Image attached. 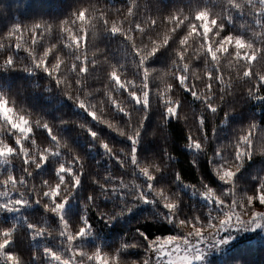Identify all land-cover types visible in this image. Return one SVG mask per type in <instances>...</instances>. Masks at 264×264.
Here are the masks:
<instances>
[{
    "label": "trees",
    "instance_id": "16d2710c",
    "mask_svg": "<svg viewBox=\"0 0 264 264\" xmlns=\"http://www.w3.org/2000/svg\"><path fill=\"white\" fill-rule=\"evenodd\" d=\"M205 2L206 0H137L139 5L137 15L129 18L124 15L127 0H0V61L8 51L11 52L14 60L13 65L0 67V94L7 98L9 106L14 107L17 112L31 114L34 119L43 117L57 125L56 130L83 157L86 164V171L80 177L81 183L74 192L69 206L70 211L67 218L73 223L79 222L81 216L85 215L83 204L88 194L98 190L97 185L89 180V176L99 177L105 172L112 175L131 176V172H126L116 160L105 155L104 149L95 143L82 125L86 126L89 123L100 136L107 137L117 146H126L128 143L126 138L109 132L103 125L90 122L75 98L80 97L90 108L94 107L95 112L110 117L111 112L108 109V99L104 91L106 85L111 88L107 79L108 72L115 68L121 74L114 77L118 84L121 83L122 76L129 83L135 82L137 88L142 87L140 77L137 75L138 61L132 55L133 45L143 54L162 46L166 42V37L173 41L172 46L163 53L162 59L151 61V66H156V68L149 66L146 70L152 82V110L148 113L146 128L141 142L137 145V155L140 159H155L162 155L164 149H167L172 158L168 161V170L164 171L161 177L162 182L167 183L172 191L180 193L179 212L188 216L193 212L204 214L209 207L207 203L201 201L200 195L186 185L197 184L199 187V180L207 178L212 187H221V182L209 168L207 158L216 146L227 142L239 128L250 121L264 126V100H253L243 93L248 82L239 78V74L243 72L242 62L233 59L230 64L224 58H222V63L226 73L232 77V95L225 96L217 114L204 120V127L209 130L205 151L194 152L186 147L184 127H191L195 132L193 107L198 109L199 105L192 104L190 97H184L182 90L174 89L172 96L183 102L182 114L187 119V125L175 119L167 121L166 124L161 123L162 94L169 85L175 83V78L180 75V69H184L185 64L189 65V69H184L188 73V84L191 86L195 77V91L201 92L205 90L204 86L207 83V80L203 78L205 69L211 67L212 62L208 61L203 53L199 54V60L195 59L201 47L198 38H192L184 47H181L179 40L183 33L177 35L171 30L173 26L163 19L158 20L156 26L153 27L145 17L149 14L156 15L158 10L167 12L175 8H183L187 13L193 3L204 4ZM207 2L212 4L211 6L218 13L226 5V0H214V2L207 0ZM78 7L89 9L92 13L91 19L86 20L84 14L81 13L79 21L73 22L70 13ZM105 17L108 22L107 26L122 27L125 32H128L131 27L132 31L128 32L131 40L109 34L106 31ZM62 19L68 20L65 28H53L52 31L44 32L39 37L31 29L33 23L41 20L56 24ZM200 19L203 25L208 24L206 16ZM136 23L144 25V30L136 31ZM252 23L251 16L241 18L237 15L231 23L225 22V30L242 32L251 38L253 36ZM12 25L17 26L14 32L16 41L33 55H39L51 49L53 44L56 45L52 49L53 62H58L60 65L62 84L57 85L54 72L50 75L49 70H41L43 69L42 64L40 69L33 68L31 72L25 70L31 66L29 55L24 50H9L8 41L2 35ZM82 28L88 32L86 48L83 44ZM78 36L79 41H77ZM33 39L39 41L38 47H33ZM178 53H183V56ZM85 57L88 60L89 74L86 84L78 86L79 68L74 70V65L82 64ZM93 61L95 67H93ZM144 90L147 91L146 87ZM215 90L214 83L213 91ZM112 91L115 95L114 89ZM219 97L220 93L217 92L216 99L219 100ZM119 98L124 99L122 96ZM225 108H232L227 117L224 115ZM35 135L37 143L41 147L45 146L47 136L44 130L37 129ZM0 139L12 142L11 133L2 121H0ZM258 143L264 146V138H261ZM226 151L230 152V149ZM61 154L68 155L66 151H62ZM59 162V156H53L48 159L45 166L35 168L31 176L32 182L38 184L42 179H54ZM7 165L13 173L22 174L23 160L9 161ZM172 169L180 174L184 184L179 181L172 183L175 178ZM3 170L4 165L0 164V171ZM260 175H264V155L246 159L235 175L234 191L245 206L249 197L257 195V190L254 192L253 188L256 183L254 178ZM139 180L142 178H138V182ZM121 207L119 195L101 196L96 199L95 206L87 210L91 231L75 241L74 246L89 252L99 249L109 254H114L119 250L123 255L129 249L120 248V245L130 242L137 228L147 232L149 236L170 234L169 232L174 231V225L165 219L166 210L158 204L137 203L131 211L123 215H114L110 222L97 214L100 209L114 214V211ZM220 214L213 213L217 218ZM29 221L43 223L54 228L58 218L35 202L26 204L19 211L0 212V224H15L16 226L10 250L17 251L24 258L25 264H50L48 258L43 255L42 249L50 247L63 252L64 240L56 235L41 238L30 236V230L26 228ZM212 223L215 222L212 221ZM182 226L188 228L190 232L193 230L187 225ZM212 237V235L208 236L209 239ZM222 248L221 251H224L209 258L206 264H222L230 255L239 257L243 248L249 249L245 253L249 264H264V226L243 233ZM33 253H35V258ZM104 261L106 264H112L109 260ZM123 261L121 260L119 264ZM0 264H5V262L0 259ZM231 264H244V260L233 259Z\"/></svg>",
    "mask_w": 264,
    "mask_h": 264
},
{
    "label": "snow or ice",
    "instance_id": "6c2138e0",
    "mask_svg": "<svg viewBox=\"0 0 264 264\" xmlns=\"http://www.w3.org/2000/svg\"><path fill=\"white\" fill-rule=\"evenodd\" d=\"M211 5L206 0L204 4L193 3L187 13L183 8H175L167 12L158 10L156 15L149 14L145 17L146 21H149L153 27L156 26L158 20L163 19L173 26L171 30L177 35L183 33L179 40L181 47H184L192 38H198L201 48L195 59L199 60V54L203 53L206 59L212 62V66L205 69L203 78L207 80V83L204 86V91H195V77L189 86L188 73L184 71V69H189V65L185 64L184 69H180L179 77L175 78V83L169 85L162 94V124L175 119L187 125V119L182 114L183 102L179 98L174 99L172 96L174 89L182 90L184 97H190L192 104L199 105L198 109L193 107L195 132L191 127H184L186 130V147L194 152H204L206 149L209 130L204 127V120L217 114L225 96L232 95V77L226 73L222 63V58L228 53L236 54L237 62L247 65L239 74L240 79L248 82L243 93L253 100H264V0H246L243 4H240L238 0H226V5L219 13ZM138 8L137 0H127L124 15L129 18L135 17ZM81 13L84 14L86 20H90L92 17L89 9L78 7L70 13L73 22L79 21ZM237 15L241 18L247 16L253 18V36L251 38L242 32L225 30V22L231 23L234 16ZM202 16L207 17L208 24L206 26L202 24L200 19ZM67 24L68 20L64 19L56 24L41 20L38 23H33L31 29L39 37L44 32L52 31L53 28L63 29ZM105 24L109 34L123 36L125 39L131 40L128 35V32L132 31L131 27L128 32H125L122 27L107 26L106 17ZM16 27L12 25L9 30L2 33L8 41V49L24 50L29 55L31 66L25 69L26 71L31 72L33 68L40 69L42 64L43 69L41 70H49L50 75L54 72L57 85L62 84L60 65L58 62H53L54 53L52 49L56 45L53 44L51 49H47L39 55H33L16 41L14 36ZM135 30L143 31L144 25L136 23ZM82 36L86 48L88 32L83 28ZM79 39L78 36L77 41ZM172 42L171 38L166 37V42L162 46L155 47L143 54L133 45L132 55L138 61L137 75L142 82L140 88H137L135 82L129 83L122 76L121 83L118 84L114 77L121 74L115 68L107 73L111 88L106 85L104 91L108 99L110 117L95 112V108H90L80 97L75 98L90 122L103 125L109 132L126 138L128 142L126 146H117L107 137L100 136L89 123L86 124V127L82 125V128L87 130L95 143L104 149L105 155L116 160L126 172H131V176L126 174L112 175L108 172L99 177L89 176V180L97 185L98 190L88 194L87 200L83 204L85 215L81 216L80 221L76 223L67 217L74 192L81 183L80 177L86 171L83 157L56 130L57 125L43 117L34 119L31 114L17 112L14 107L9 106L7 98L0 94V105L4 107L0 121L7 126L12 136V142L7 139H0V164L4 165V170L0 171V198H3L0 199V212L19 211L26 204L35 202L58 218L54 228L31 221L26 224V228L30 230L29 235L34 238L52 235L63 238L65 243L63 252L50 247L42 249L43 255L48 258L50 264H100V261L103 260H109L112 264H119L121 260L127 261L128 264H196L201 260L203 251L198 245L206 241L209 235L203 231L204 227L216 229L215 232L211 233L215 239L219 235V230L226 223H231L232 219L235 221L234 226L239 228L249 226L256 228L264 224V201L255 199L254 195L249 197L251 202L246 207L250 215L247 219L242 218L239 213L241 205L236 203L234 191L236 185L233 184V178L246 159L264 155V146L258 143L264 137V126H259L255 121H250L239 128L227 142L218 144L215 150L207 156L209 168L221 182V187H212L207 178L199 180V187L197 184L186 185L203 197L209 205L204 214L193 212L192 215L188 216L179 212L180 193L172 191L167 183L162 182L161 177V174L168 170V161L172 158L167 149H164L162 155L155 159L145 160L138 157L137 145L141 142L148 113L152 110V82L150 74L146 70L151 66L152 60L163 58V53L172 46ZM38 46L39 41L33 39V47ZM178 55L183 56V53H178ZM13 63V56L8 51L7 55L0 61V67L11 66ZM77 67L80 75L77 85L84 86L89 74L87 57L84 58L82 64L74 65V70ZM93 67H95L94 61ZM151 67L156 68V66ZM214 83L215 91H213ZM145 87L147 91L144 90ZM112 89H114L115 95ZM217 92L220 93L219 100L216 99ZM120 96L124 99L121 100ZM230 111L232 108L224 109L225 117ZM21 123L23 127L20 126ZM37 129L44 130L47 136L46 144L43 147L37 143L35 135ZM229 149L230 152L226 151ZM62 151H66L68 155H62ZM53 156H59L60 160L56 168L55 178L42 179L40 183L34 184L31 180L33 170L45 166L48 159ZM14 160H23L22 174L13 173L8 168L7 162ZM172 171L175 176L172 183L179 181L184 184L180 174L175 169ZM138 178H142V180L138 182ZM254 179L256 180L253 186L254 192L259 190L260 194L264 195V175ZM225 185L227 187H223ZM113 195L120 196L122 207L115 210L114 214L106 213L103 209L97 213L107 221L110 222L114 215H123L125 212L131 211L137 203H153L166 210L165 219L174 225V231L169 232L170 234L149 236L147 232L137 228L133 239L120 245V248L129 249L123 255L120 254L119 250L115 251L114 254H109L99 249L89 252L74 246L75 241L91 231L87 219V210L95 206V201L99 197H112ZM256 204H260L261 207L257 209ZM213 213H222L223 218L219 220V223H212L217 219ZM182 225H187L193 230L183 232ZM15 228V224H0V259L5 264H25L24 258L17 251L10 250V245L14 241ZM166 237L172 240L171 244L167 243ZM231 238L229 235L223 241L217 242L227 244ZM248 251L249 249L243 248L239 257L230 255L225 258L222 264H231L233 259H241L244 260V264H249L245 258V253ZM33 256L35 258V253Z\"/></svg>",
    "mask_w": 264,
    "mask_h": 264
},
{
    "label": "rangeland",
    "instance_id": "374dc122",
    "mask_svg": "<svg viewBox=\"0 0 264 264\" xmlns=\"http://www.w3.org/2000/svg\"><path fill=\"white\" fill-rule=\"evenodd\" d=\"M3 111H4V107H3V105H0V112H3ZM9 119L11 120V117H9ZM20 126L23 127V124L21 123ZM234 178H233V181H234ZM223 187H227V185H225ZM200 199H201V201L205 202L203 197L200 196ZM255 199L264 201V195H261L259 190H257V195L255 196ZM250 202H251L250 199H248L247 204ZM236 203L241 205V207L239 208V213H240L241 217L244 219H247V217L250 215V212H249L248 208L242 202H240L237 194H236ZM255 207L257 209H259L261 207V205L256 204ZM222 218H223V215L221 213L218 216V218L216 220H214V222L219 223V220ZM234 225H235V221H234V219H232L231 223H226L224 225V227L222 229H220L219 235L216 236L215 239L213 237L211 239L207 238L206 241H204L198 245V247L203 249V251L201 253V257H202L201 260L196 262V264H206L207 260L209 258H211L215 255H218L220 252L224 251V250L223 251H221V250L223 249L222 247L226 246V244L225 243H218L217 241H223V239L226 236L231 235L232 238L228 240V242H227V244H228L229 242H231L235 238L241 236L243 233L250 232V231H253L256 229H260L264 226V224H261L260 226H257L256 228H252L250 226L245 227V228H239V227H235ZM181 228L184 232H190V230L188 228H184V226H181ZM215 230L216 229H210L208 227H204V229H203V231L209 235H211V233ZM166 240H167V243H169V244L172 243V240L168 239L167 237H166ZM100 264H106V262L103 260V261H100Z\"/></svg>",
    "mask_w": 264,
    "mask_h": 264
},
{
    "label": "clouds",
    "instance_id": "9594fccd",
    "mask_svg": "<svg viewBox=\"0 0 264 264\" xmlns=\"http://www.w3.org/2000/svg\"><path fill=\"white\" fill-rule=\"evenodd\" d=\"M245 2H246V0H240V4H243ZM223 58L226 59V60H228V62L231 64L233 62V59L237 60V55L230 52V53H228V55L224 56ZM246 66L247 65L241 64V67L242 68H244ZM0 115H3V112H0ZM262 138H264V137H262ZM122 264H128V262L127 261H123Z\"/></svg>",
    "mask_w": 264,
    "mask_h": 264
}]
</instances>
